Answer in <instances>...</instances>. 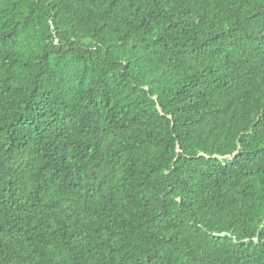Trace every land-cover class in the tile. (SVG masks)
Instances as JSON below:
<instances>
[{"label":"trees","instance_id":"obj_1","mask_svg":"<svg viewBox=\"0 0 264 264\" xmlns=\"http://www.w3.org/2000/svg\"><path fill=\"white\" fill-rule=\"evenodd\" d=\"M0 264H264V0H0Z\"/></svg>","mask_w":264,"mask_h":264}]
</instances>
